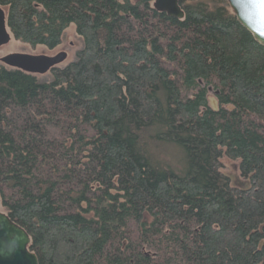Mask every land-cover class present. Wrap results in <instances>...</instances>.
Listing matches in <instances>:
<instances>
[{"label":"trees","instance_id":"1","mask_svg":"<svg viewBox=\"0 0 264 264\" xmlns=\"http://www.w3.org/2000/svg\"><path fill=\"white\" fill-rule=\"evenodd\" d=\"M155 1L0 0L8 46L82 42L0 63L1 209L38 264H264V47L227 0Z\"/></svg>","mask_w":264,"mask_h":264},{"label":"water","instance_id":"2","mask_svg":"<svg viewBox=\"0 0 264 264\" xmlns=\"http://www.w3.org/2000/svg\"><path fill=\"white\" fill-rule=\"evenodd\" d=\"M238 22L264 47V5L260 0H227ZM182 0H156L154 9L170 18L183 20ZM11 37L5 26V14L0 10V48L8 45ZM68 58L61 52L53 56L14 53L1 58L6 67L38 76L63 64ZM211 91V90H210ZM31 239L26 231L14 223L1 210L0 204V264H38L37 256L30 252Z\"/></svg>","mask_w":264,"mask_h":264},{"label":"rangeland","instance_id":"3","mask_svg":"<svg viewBox=\"0 0 264 264\" xmlns=\"http://www.w3.org/2000/svg\"><path fill=\"white\" fill-rule=\"evenodd\" d=\"M81 47H82V42L80 41V39H78L74 30L70 29L66 32V34L64 36V42H63V45L61 46V48L52 54H46V55L51 56V55H56L59 52H65L68 55V59L65 62V64H67L68 62L72 61L75 58L77 51H79L81 49ZM14 53H21V54L24 53V54H29V55H41L42 52L41 51H32L27 46H24L22 44H18V43L13 41V46L9 45L5 48L0 49V60H1V58H3L4 56H6L8 54H14ZM209 101H210V105L212 107L216 108L217 103H216L215 94L213 91H211L209 93ZM230 168L231 167L229 166V169L227 171H229ZM230 171H232V169Z\"/></svg>","mask_w":264,"mask_h":264},{"label":"snow or ice","instance_id":"4","mask_svg":"<svg viewBox=\"0 0 264 264\" xmlns=\"http://www.w3.org/2000/svg\"><path fill=\"white\" fill-rule=\"evenodd\" d=\"M260 2L262 3V5H264V0H260Z\"/></svg>","mask_w":264,"mask_h":264},{"label":"flooded vegetation","instance_id":"5","mask_svg":"<svg viewBox=\"0 0 264 264\" xmlns=\"http://www.w3.org/2000/svg\"><path fill=\"white\" fill-rule=\"evenodd\" d=\"M59 53H61V52H59ZM36 56H40V55H36Z\"/></svg>","mask_w":264,"mask_h":264}]
</instances>
